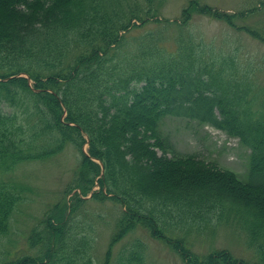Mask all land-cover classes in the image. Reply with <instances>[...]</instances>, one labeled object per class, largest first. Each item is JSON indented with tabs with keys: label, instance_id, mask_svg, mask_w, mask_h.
<instances>
[{
	"label": "trees",
	"instance_id": "trees-1",
	"mask_svg": "<svg viewBox=\"0 0 264 264\" xmlns=\"http://www.w3.org/2000/svg\"><path fill=\"white\" fill-rule=\"evenodd\" d=\"M144 2L142 16L131 0H0V264H145L139 238L111 262L113 247L137 229L184 264H264L263 100L252 110L257 99L246 75L235 77L234 59L210 57L191 38L173 51L155 38L130 44L136 22L161 0ZM167 119L237 138L249 152L243 178L178 153L162 130ZM67 142L82 166L70 197L46 207L14 256L6 240L27 188L11 176ZM88 201L121 208L102 261ZM224 220L244 231L257 263L216 250L201 258L180 236Z\"/></svg>",
	"mask_w": 264,
	"mask_h": 264
},
{
	"label": "rangeland",
	"instance_id": "rangeland-1",
	"mask_svg": "<svg viewBox=\"0 0 264 264\" xmlns=\"http://www.w3.org/2000/svg\"><path fill=\"white\" fill-rule=\"evenodd\" d=\"M131 1L144 8L140 15L148 12L144 0ZM147 17L151 18L144 24L136 22L137 26L127 36L130 44H136L141 38H155L160 40L161 47L173 51L183 37L191 38L208 51L210 57L216 54L222 59L233 58L235 77L246 75L252 88L251 96L257 99L252 110L260 108L259 100H263L264 106V0H161L154 4ZM162 126L178 153L196 154L206 164L213 163L221 170L243 178L249 152L237 138L228 137L208 125L181 119H167ZM87 141L81 147L84 153L88 150ZM59 153L44 161L23 163L11 176L12 180L27 188L26 200L14 212L6 240V249L17 253L14 256L25 250L27 236L46 207L66 202L70 197L65 193L75 171L82 167L79 166L80 155L70 142ZM98 189L99 186L95 185L93 191ZM120 209L110 201H88L85 204L84 211L88 215L85 221L89 220L96 226L93 248L96 260L102 261L104 257ZM186 233L180 236L185 238L187 247L201 258L216 250L226 251L246 262H258L244 231L230 220L221 221L200 234L194 231ZM138 238L145 243V264H184L166 244L150 238L141 229L113 247L111 262H115L121 248Z\"/></svg>",
	"mask_w": 264,
	"mask_h": 264
}]
</instances>
